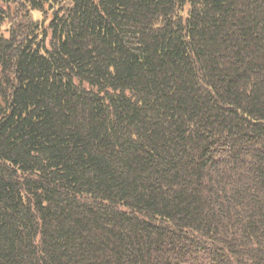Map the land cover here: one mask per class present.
I'll list each match as a JSON object with an SVG mask.
<instances>
[{"label": "trees", "instance_id": "trees-1", "mask_svg": "<svg viewBox=\"0 0 264 264\" xmlns=\"http://www.w3.org/2000/svg\"><path fill=\"white\" fill-rule=\"evenodd\" d=\"M0 264H264V0H0Z\"/></svg>", "mask_w": 264, "mask_h": 264}]
</instances>
